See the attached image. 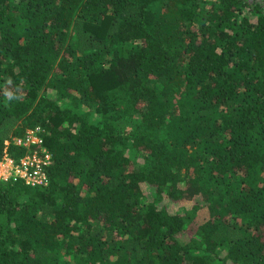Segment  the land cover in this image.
<instances>
[{
  "label": "trees",
  "instance_id": "trees-1",
  "mask_svg": "<svg viewBox=\"0 0 264 264\" xmlns=\"http://www.w3.org/2000/svg\"><path fill=\"white\" fill-rule=\"evenodd\" d=\"M36 127L0 264H264V0H0V159Z\"/></svg>",
  "mask_w": 264,
  "mask_h": 264
},
{
  "label": "built area",
  "instance_id": "built-area-1",
  "mask_svg": "<svg viewBox=\"0 0 264 264\" xmlns=\"http://www.w3.org/2000/svg\"><path fill=\"white\" fill-rule=\"evenodd\" d=\"M40 132L41 128L39 127L28 129L26 135L23 138L15 139L14 143L26 147L38 145L41 143ZM41 149L28 151L17 161L5 153L0 159V181H20L27 186L46 185L48 177L45 168L51 162V156L46 150ZM2 164H5L6 168H3Z\"/></svg>",
  "mask_w": 264,
  "mask_h": 264
},
{
  "label": "rangeland",
  "instance_id": "rangeland-1",
  "mask_svg": "<svg viewBox=\"0 0 264 264\" xmlns=\"http://www.w3.org/2000/svg\"><path fill=\"white\" fill-rule=\"evenodd\" d=\"M210 1V0H209ZM138 43V41H135V44H137ZM164 87V85H159V87H158V89H161V88H163ZM168 88H169V86H168ZM44 94L48 97V98H50V99H54V98H56V93H55V91H53V90H51V89H45L44 90ZM57 100L58 101H60V102H63V101H65V100H60L59 98H57ZM67 102V100L64 102V103H66ZM138 123H140V121H139V119L135 116V117H131V118H125V119H123V121H122V123L121 124H119L121 127H122V130H126L127 131V133L128 132H131L132 130H135L136 129V127H137V125H138ZM26 135V133L24 134V135H20V136H11L10 138H9V140H7L6 142H7V144L8 143H10V142H15V139H19V138H23L24 136ZM34 135H35V133H34ZM29 147V148H28ZM27 147V149H28V151H33V150H35V149H37V148H33V146L32 147H30V146H28ZM40 148H42V146H40ZM39 149V148H38ZM43 149V148H42ZM41 149V150H42ZM27 151V152H28ZM8 155V154H7ZM129 155H130V157L132 158V160H133V162L135 163V165H137V163H138V160H139V158L141 157V152L140 151H137V150H135V149H130L129 150ZM2 167L4 168H6V165L5 164H2ZM147 194H148V190H147ZM150 194H151V192H150ZM148 197H152V195H149ZM181 206L182 205H180V206H178V204L176 205V209L177 210H180L181 209ZM203 206V205H202ZM200 207V209L199 210H197V213H196V217H197V221H198V223H201V222H204V221H206L207 219H208V217H209V211H208V209L206 208V207ZM195 217V218H196Z\"/></svg>",
  "mask_w": 264,
  "mask_h": 264
},
{
  "label": "clouds",
  "instance_id": "clouds-1",
  "mask_svg": "<svg viewBox=\"0 0 264 264\" xmlns=\"http://www.w3.org/2000/svg\"><path fill=\"white\" fill-rule=\"evenodd\" d=\"M8 83L11 84L12 81L9 79ZM5 95L8 97L9 100L13 99V96H14L12 92H7V91L5 92ZM16 98L18 99L19 97H16Z\"/></svg>",
  "mask_w": 264,
  "mask_h": 264
}]
</instances>
